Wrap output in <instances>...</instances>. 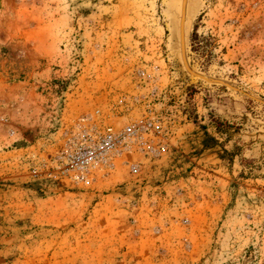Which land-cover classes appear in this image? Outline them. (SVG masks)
<instances>
[{
    "label": "rangeland",
    "instance_id": "obj_1",
    "mask_svg": "<svg viewBox=\"0 0 264 264\" xmlns=\"http://www.w3.org/2000/svg\"><path fill=\"white\" fill-rule=\"evenodd\" d=\"M0 264H264V0H0Z\"/></svg>",
    "mask_w": 264,
    "mask_h": 264
},
{
    "label": "built area",
    "instance_id": "obj_2",
    "mask_svg": "<svg viewBox=\"0 0 264 264\" xmlns=\"http://www.w3.org/2000/svg\"><path fill=\"white\" fill-rule=\"evenodd\" d=\"M161 133V124L147 117L121 128L113 124L94 127L66 143L61 155L66 164L64 172L80 177L91 169L113 168L125 153L140 148L141 139L148 134L158 136Z\"/></svg>",
    "mask_w": 264,
    "mask_h": 264
},
{
    "label": "trees",
    "instance_id": "obj_3",
    "mask_svg": "<svg viewBox=\"0 0 264 264\" xmlns=\"http://www.w3.org/2000/svg\"><path fill=\"white\" fill-rule=\"evenodd\" d=\"M195 50H197V49H195Z\"/></svg>",
    "mask_w": 264,
    "mask_h": 264
}]
</instances>
